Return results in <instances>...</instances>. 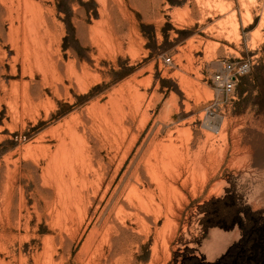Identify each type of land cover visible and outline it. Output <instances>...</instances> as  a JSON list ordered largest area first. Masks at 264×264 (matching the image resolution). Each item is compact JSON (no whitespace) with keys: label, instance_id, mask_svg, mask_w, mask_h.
<instances>
[{"label":"rangeland","instance_id":"374dc122","mask_svg":"<svg viewBox=\"0 0 264 264\" xmlns=\"http://www.w3.org/2000/svg\"><path fill=\"white\" fill-rule=\"evenodd\" d=\"M29 1L0 0V264H264V0ZM167 146L205 176L152 180Z\"/></svg>","mask_w":264,"mask_h":264},{"label":"bare ground","instance_id":"6f19581e","mask_svg":"<svg viewBox=\"0 0 264 264\" xmlns=\"http://www.w3.org/2000/svg\"><path fill=\"white\" fill-rule=\"evenodd\" d=\"M29 1V0H28ZM30 2V4L32 3V5L30 6V9H34L32 6L34 5V6H36V7H38V3H36V2H34L33 0H31V1H29ZM38 2V1H37ZM25 3H27V1L25 2ZM24 3V4H25ZM27 5H28V3H27ZM40 6V5H39ZM32 7V8H31ZM36 7H35V10H36ZM25 8H27V7H25ZM30 9H28L29 11H28V13L29 12H32V13H30L32 16H31V18L29 17V20L31 19V22H33L35 19H37L36 17L38 16V14L39 13H37V12H40V11H38L39 10V7H38V10H36V12H34L33 13V11H30ZM25 10H27V9H25ZM41 10V9H40ZM25 13V12H24ZM28 15V14H27ZM28 18V17H27ZM32 19H33V21H32ZM39 19H40V14H39ZM26 20V19H25ZM41 20V19H40ZM26 21H28V20H26ZM35 21H37V20H35ZM39 22V21H38ZM35 23V22H34ZM33 23V24H34ZM37 23V22H36ZM38 25V24H37ZM36 25V26H37ZM30 26H32L31 24H30ZM29 26V27H30ZM34 26H35V24H34ZM39 26V25H38ZM36 28V27H35ZM30 28H28V30H29ZM36 30H38L37 28H36ZM29 32H31V34H33L34 32H32L31 30H29ZM36 32V31H35ZM34 35V37H32L33 39L35 38V35H36V33L35 34H33ZM32 35V36H33ZM38 37H39V34L37 35ZM25 37V36H24ZM23 37V38H24ZM41 37V36H40ZM33 39H31V42H32V40ZM26 40V39H25ZM25 40H23V41H25ZM35 40H36V38H35ZM35 40H33V41H35ZM35 42H38V41H35ZM25 43H27V41H25ZM42 43V42H41ZM40 43V44H41ZM24 44V43H23ZM31 44V43H30ZM26 45H29V44H26ZM32 45H33V43H32ZM37 45V44H36ZM38 45H39V43H38ZM37 45V46H38ZM24 46V45H23ZM43 46V45H42ZM33 48H34V50H36L35 49V47H34V45L32 46ZM39 47L41 48V46L39 45ZM39 47H37V49H38V52H39ZM29 48H31V46L29 47ZM24 49L26 50L27 48H25L24 47ZM32 51H33V49H31ZM30 50V51H31ZM40 50H42V49H40ZM33 52H35V51H33ZM26 53V52H25ZM35 53H37V52H35ZM34 53V54H35ZM40 54V53H39ZM36 55V54H35ZM42 55V54H41ZM36 58H38V57H36ZM71 130V129H70ZM73 131V130H72ZM69 132H71V131H69ZM74 132V131H73ZM71 133L72 135H75L78 139H79V136L80 135H77V134H74V133ZM70 137L72 138V136L70 135ZM73 141H74V139H72ZM70 141H71V139H70ZM72 141V142H73ZM71 142V143H72ZM75 142H76V140H75ZM74 143V142H73ZM80 143V142H79ZM63 144H65V143H63ZM62 144V145H63ZM82 144V141H81V143H80V145ZM61 145V148L59 149L60 150V152H61V156H62V158H60V159H62V161H61V163H60V160H59V158H58V161H59V163H60V165H59V167H58V165H56V163H57V160H55L56 161V163L55 164H53V165H56L58 168H60L61 167V165L63 164L64 165V167L66 166L67 167V165H68V167L70 166L71 167V170L70 171H73L72 170V165H75V166H80L81 164H85V162H84V160H82L83 161V163L82 162H80L78 165H76L75 164V162H74V164L72 163L73 161H72V158H71V154H70V152L69 151H67V147H65V146H62ZM70 145V144H69ZM80 145H79V147H77V148H79V150H77L76 152H78V155H79V152H80ZM73 146V145H72ZM77 146H78V142H77ZM70 148V147H69ZM76 148V147H75ZM76 148V149H77ZM58 150V151H59ZM69 150V149H68ZM57 151V150H56ZM174 150H172V148L170 147V146H167L165 149H164V151L162 152V154L160 155V157H156L155 159H154V161L153 162H151L150 160H148L147 161V163H146V165H147V171H148V173L150 174V176H151V178H152V180H153V177H154V179H158L159 180V184H161V186H164V185H162V184H165V182L167 181L166 179H165V177H164V173H163V171L165 172V170H166V173H167V175H165L166 177L168 176V172L167 171H170V169L172 168H174V167H176V166H178V167H180L179 165L180 164H182L183 166H182V169H183V167L184 166H186V168H187V170L188 171H191V180H194V177H195V175H197V177H198V174H201V176H202V178L205 176V174H206V172L204 171L205 169L204 168H202L201 166H202V164H201V159H200V157L199 156H197V154L195 155V157H192V158H187V156H186V158L185 157H183V155H182V153L180 154H176L177 152H173ZM55 154H56V152H55ZM58 154H59V152H58ZM73 154H74V152H73ZM73 154H72V156H73ZM75 155V154H74ZM81 156V155H80ZM189 157V156H188ZM211 158V157H210ZM55 159H56V156H55ZM213 159H217L216 157H214ZM52 160H54V159H52ZM203 162V161H202ZM213 162H215V164H216V161L214 160ZM50 165V164H49ZM49 165H47V166H49ZM161 165V169H160V166ZM51 166H52V164H51ZM51 166H49L50 168L49 169H51V171H53L54 172V170H52V167ZM55 166V167H56ZM82 166V165H81ZM80 166V167H81ZM119 166V165H118ZM212 166H215V165H212ZM216 166H217V164H216ZM56 167V168H57ZM67 167V168H68ZM83 167V169H84V167H85V165L84 166H82ZM205 167V166H204ZM54 168V167H53ZM57 168V169H58ZM66 168V169H67ZM74 168V167H73ZM116 169H117V167H115ZM181 168V167H180ZM202 168V169H201ZM47 169V168H46ZM55 169V168H54ZM70 169V168H69ZM69 169H68V171H69ZM78 170H79V168H77ZM82 169V168H81ZM83 169H82V172H83ZM116 169H114V170H116ZM178 169V168H177ZM63 170V169H62ZM61 170V171H62ZM118 170V169H117ZM175 170V169H174ZM51 171H50V173H51ZM64 171H66V170H64ZM70 171H69V173L68 174H70ZM173 170H171L170 172H172ZM55 172H56V169H55ZM54 172V173H55ZM67 172V171H66ZM73 172H75V171H73ZM77 172V171H76ZM81 171H79V173H80ZM115 172V171H114ZM49 173V175L51 176V175H53V176H56L55 174H50ZM59 173H61V172H59ZM65 173V172H64ZM72 173V172H71ZM72 174H74V175H71L72 177H75V174L76 173H72ZM81 174V173H80ZM115 174V173H114ZM58 175V174H57ZM83 175V174H82ZM81 175V176H82ZM59 176V175H58ZM58 176H57V178H58ZM65 176V175H64ZM76 176H77V174H76ZM170 177H171V175H169ZM61 177V176H60ZM77 177H79V176H77ZM113 177V176H112ZM112 177L110 178V176H109V180H108V182L106 183V185L104 186V189L103 190H101V192L103 191V194L107 191L106 189H108V186L109 185H112V183H113V181H112ZM54 177H52L51 179H53ZM62 178H63V176H62ZM65 178H67V177H65ZM199 178V177H198ZM64 179V178H63ZM62 179V181H66V180H63ZM70 179V178H69ZM102 179V178H101ZM100 179V180H101ZM169 180H170V178H168ZM59 181H61V179L59 178L58 179ZM58 180H55V181H58ZM77 180V179H76ZM100 180H98V182L100 183ZM58 181V182H59ZM68 181V180H67ZM111 181H112V183H111ZM175 182V181H174ZM66 183V185L65 186H67V182H65ZM98 183V184H99ZM111 183V184H110ZM56 184V183H55ZM58 184V183H57ZM59 184H60V182H59ZM59 184H58V186H59ZM61 185H64V183L63 182H61ZM69 185V184H68ZM157 185V184H156ZM167 185H168V187L169 188H171V189H174L175 188V186L174 185H172L171 184V182H167ZM166 186V185H165ZM60 187L61 186H59V189H60ZM101 187V186H100ZM62 188V187H61ZM65 187H63V189H64ZM71 188V187H70ZM110 188V187H109ZM67 189V188H66ZM97 189V188H96ZM95 189V190H96ZM165 189V188H164ZM131 190L132 189H130V192H131ZM135 190H136V188H135ZM138 190V189H137ZM146 190V189H145ZM73 191V190H72ZM142 191H144V189L142 190ZM147 191V190H146ZM165 191H166V189H165ZM169 191V190H168ZM173 191H175V190H173ZM65 192H67V191H65ZM137 191H135V193H136ZM72 193V192H71ZM96 193H97V191H96ZM129 193V192H128ZM138 193V192H137ZM143 193V192H142ZM146 193V192H145ZM144 193V194H145ZM103 194H101L102 196H103ZM106 194V193H105ZM122 194V193H121ZM166 194V193H165ZM93 195H95V193H93ZM132 195V194H131ZM80 196V195H79ZM96 196V195H95ZM105 196V195H104ZM133 196V195H132ZM138 196H140V195H138ZM75 199V198H74ZM99 200H101V198L99 199ZM136 200H137V198H136ZM76 201V200H75ZM138 201V200H137ZM141 201V200H140ZM139 201V202H140ZM142 202H143V200H142ZM89 204V203H88ZM95 210V208L93 209V211ZM107 226V225H106ZM111 229V228H110Z\"/></svg>","mask_w":264,"mask_h":264},{"label":"built area","instance_id":"2783aa9c","mask_svg":"<svg viewBox=\"0 0 264 264\" xmlns=\"http://www.w3.org/2000/svg\"><path fill=\"white\" fill-rule=\"evenodd\" d=\"M169 61L170 58H166ZM251 66L250 59H222L220 67L211 75V82L215 90V96L221 101L230 102L236 97V82L238 78L246 74Z\"/></svg>","mask_w":264,"mask_h":264}]
</instances>
